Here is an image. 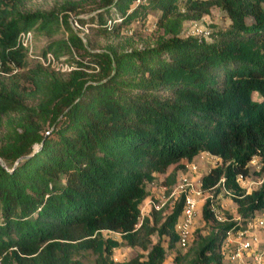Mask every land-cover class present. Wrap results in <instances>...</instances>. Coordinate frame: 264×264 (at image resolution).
I'll return each mask as SVG.
<instances>
[{
    "label": "trees",
    "instance_id": "16d2710c",
    "mask_svg": "<svg viewBox=\"0 0 264 264\" xmlns=\"http://www.w3.org/2000/svg\"><path fill=\"white\" fill-rule=\"evenodd\" d=\"M30 2L0 0V69L24 70L21 32L53 39L63 28L67 38L44 53L69 56L76 70L0 76V264H164L152 237L178 245L184 200L166 218L154 208L143 217L148 185L164 175L171 188L181 162L203 154L220 161L202 177L203 190L215 191L202 209L211 228L189 264H224L227 235L240 227L215 218L213 199L229 195L242 226L264 210V0H66L50 12L27 10ZM215 9L228 28L182 35ZM71 14L119 44L94 50ZM153 15L162 35L144 39ZM252 176L263 184L247 193L239 179ZM124 243L147 255L117 262Z\"/></svg>",
    "mask_w": 264,
    "mask_h": 264
},
{
    "label": "rangeland",
    "instance_id": "374dc122",
    "mask_svg": "<svg viewBox=\"0 0 264 264\" xmlns=\"http://www.w3.org/2000/svg\"><path fill=\"white\" fill-rule=\"evenodd\" d=\"M66 0H32L30 2L26 9L31 11V12H36V11H42V12H50L53 10H60L62 5L65 3ZM90 4V3H89ZM158 15H153L150 18V22L146 25L144 30H140V33L142 34V38H149L151 40L156 39L159 35H162V31L158 30V28L155 27V22H156V17ZM75 14H71V23L73 25V28L78 32L79 36L84 39V41H91L94 45V50L96 51H102L105 46L108 44H114L117 45L119 44V40L115 38H102L98 37L93 29L91 27L92 24L87 22L86 25L82 26L76 19ZM90 16L88 14H82L78 16L79 19H84L86 21H89ZM230 24V21L224 13L221 11L215 9L213 10V13L210 16H205L201 21L199 22H187L184 24V31H183V36L188 37V36H196L194 35V29L196 26L200 27L202 30L207 31V32H215L218 29H226L228 28ZM34 33L35 37V50L38 53H42L46 50L47 46L54 40H59L62 38H67L68 34L65 32V30L62 28L61 31L53 38H47L45 36L39 35L36 30H31ZM139 49L144 48L143 43H140L137 45ZM62 59H66V62L73 66L76 67L75 61L71 60L69 56H62L60 57ZM37 66V64L29 62L28 60H25L24 63V70L32 69L33 67ZM23 69H18L17 73H20L24 71ZM1 71V70H0ZM13 74L9 75H0L2 77H10ZM217 161L214 157L210 155H200L197 158L193 160V162L189 163L185 161V165L181 166L180 172L177 175L176 181L174 185L171 188H166V176H157L156 181L152 184L148 185V190L149 193L151 194L152 198L149 199L145 206L141 208L142 214L143 212H146L147 215L143 214V217L151 216V212L153 210V206H161V209L163 211V216L166 218L169 216L172 212V209L174 207V201H168V197L170 194L173 192V190L176 188L177 183L180 178L182 177H194L196 180L202 179L203 176L207 175L209 171L216 167ZM192 166L197 167V172L192 173L190 171V168ZM251 168L253 171H258L260 168L259 160L256 159L252 162ZM170 170H174V167H171ZM172 172V171H171ZM241 185L243 189L247 193H251L255 190H258L262 187V180L259 179L256 176H252L248 179H245L244 182H241ZM207 196V199H212L215 196V191L212 192H206L205 194ZM162 204H164L162 206ZM213 206L215 210L220 214V216L223 219L227 218V215L232 216L234 219H237L239 216L237 214V206L232 200V198L227 195L225 192L219 195L218 197H215L213 199ZM148 210V213H147ZM210 226L205 225V222L203 220V215H202V210L199 212V217H198V224H197V229L196 233L194 234V240L193 243L188 247L187 249L183 250L180 249L178 245L173 250H169V241L165 237L162 239L159 237L158 234H155L152 237L153 244H157L161 242V244L164 246V248L167 251V256H166V261L164 264H175V259L178 256L185 257V260H183V264H189L190 260L193 259V249L196 245V243L199 241L201 237H205L209 234L210 232ZM105 238H112L114 240H117L118 242H122L121 235L116 234V233H109V232H104L103 233ZM146 256L147 253L143 252L139 248H128L126 244L124 243L123 246H121L119 249H116L114 251V259L117 262H127L132 260L133 258L142 255ZM226 264V262H225Z\"/></svg>",
    "mask_w": 264,
    "mask_h": 264
},
{
    "label": "built area",
    "instance_id": "2783aa9c",
    "mask_svg": "<svg viewBox=\"0 0 264 264\" xmlns=\"http://www.w3.org/2000/svg\"><path fill=\"white\" fill-rule=\"evenodd\" d=\"M109 25H111V22H109ZM193 32L194 35L202 38H208L210 36V32L204 31L198 26L195 27ZM18 48L24 51L26 55L25 60L44 68L62 74H68L76 70L75 67L66 62V59L57 58L51 52H36L35 37L31 30L23 31L19 34ZM17 72L18 69H15L12 74H16ZM0 75H9V73L1 70ZM190 171L196 173L197 167L192 166ZM244 180L241 177L239 183L241 184ZM206 192L202 187V179L196 180L194 177H182L179 179L176 188L167 198L168 201L173 200L174 203L181 198L184 200L183 212L176 226L179 237L178 246L180 249H187L194 241L199 212L209 200L205 195ZM153 208L160 211L161 206L155 205ZM211 209L218 221H227V218L223 219L215 210L213 203ZM232 221L236 222L240 228L236 231L229 232L227 235L223 248L226 264H264V210L258 216L250 219L244 226H242L243 223L240 217Z\"/></svg>",
    "mask_w": 264,
    "mask_h": 264
},
{
    "label": "crops",
    "instance_id": "0c3cea01",
    "mask_svg": "<svg viewBox=\"0 0 264 264\" xmlns=\"http://www.w3.org/2000/svg\"><path fill=\"white\" fill-rule=\"evenodd\" d=\"M203 155H207V154H203ZM215 159H216L217 163L220 161L218 158H215ZM181 164L185 165V161H182ZM173 167H175V166H173ZM171 171H173V170H170V172H171ZM151 198H152V196L150 195V197H149V198L145 201V203L143 204V207L145 206L146 202H147L149 199H151ZM147 213H148V210H147ZM143 214H144V215H147L146 212H143Z\"/></svg>",
    "mask_w": 264,
    "mask_h": 264
}]
</instances>
